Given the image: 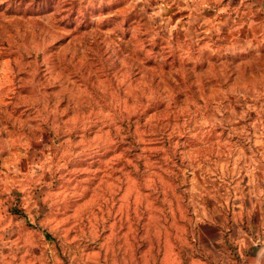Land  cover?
<instances>
[{
	"label": "rangeland",
	"instance_id": "obj_1",
	"mask_svg": "<svg viewBox=\"0 0 264 264\" xmlns=\"http://www.w3.org/2000/svg\"><path fill=\"white\" fill-rule=\"evenodd\" d=\"M251 164L264 0H0V264H225Z\"/></svg>",
	"mask_w": 264,
	"mask_h": 264
},
{
	"label": "crops",
	"instance_id": "obj_2",
	"mask_svg": "<svg viewBox=\"0 0 264 264\" xmlns=\"http://www.w3.org/2000/svg\"><path fill=\"white\" fill-rule=\"evenodd\" d=\"M251 168L252 187L250 195L253 199L251 200V206L254 208L253 211H258L262 214L264 212V203H261L260 206L257 200L261 197L264 198V171L260 170V167L256 168L254 164H251ZM255 175L258 177L257 181L262 186L259 190L255 189ZM254 228V234L250 238L243 237L240 240H236L235 253L236 250L237 253H234L235 255H228L229 259L225 260V264H264V219L262 217L259 225H256Z\"/></svg>",
	"mask_w": 264,
	"mask_h": 264
}]
</instances>
